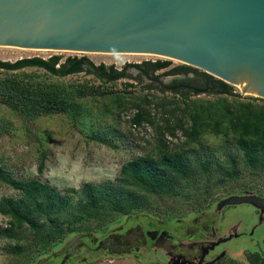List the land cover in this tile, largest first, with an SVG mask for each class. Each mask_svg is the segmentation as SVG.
Segmentation results:
<instances>
[{
    "label": "rangeland",
    "instance_id": "1",
    "mask_svg": "<svg viewBox=\"0 0 264 264\" xmlns=\"http://www.w3.org/2000/svg\"><path fill=\"white\" fill-rule=\"evenodd\" d=\"M52 55H59L61 61L66 56L84 55L94 64H112L118 69L124 63L168 61L165 68L153 74L182 64L150 54H83L0 46L3 61ZM191 68L194 70L186 68L180 74L161 75V84L135 68L127 70L129 77L105 84L84 72L57 77L34 66L15 72L0 69V77L17 73L67 86L98 85L111 90L105 95L73 97L68 109L51 113H23L0 101L1 172L11 178H35L54 186L70 196V205L61 217H80L73 223L74 229L60 235L54 227L34 231L24 224L11 225L10 236L0 232V264H37L59 250L71 236L98 234L121 224L130 214H146L170 222L201 211L217 213L214 240L238 234L221 245L225 255L218 264H264V213L260 219V212L255 214L251 204L226 205L219 212L216 209V204L229 195L264 197V168L246 164L236 143L240 121L248 113L264 109V98L242 94L235 86H231V95L191 91L181 95L164 89L163 84L172 79L203 85L207 74ZM136 112L141 114L139 123L132 121ZM164 153L180 155L187 171L185 176L171 175L173 180L163 192L147 191L121 172L122 165L133 157ZM103 182L132 193L137 207L125 214L101 209L79 215L76 202L81 186ZM19 195L0 180V200ZM9 223L10 218L0 213V230Z\"/></svg>",
    "mask_w": 264,
    "mask_h": 264
},
{
    "label": "water",
    "instance_id": "2",
    "mask_svg": "<svg viewBox=\"0 0 264 264\" xmlns=\"http://www.w3.org/2000/svg\"><path fill=\"white\" fill-rule=\"evenodd\" d=\"M0 45L175 59L264 98V0H0ZM241 203L264 197L216 209Z\"/></svg>",
    "mask_w": 264,
    "mask_h": 264
},
{
    "label": "trees",
    "instance_id": "3",
    "mask_svg": "<svg viewBox=\"0 0 264 264\" xmlns=\"http://www.w3.org/2000/svg\"><path fill=\"white\" fill-rule=\"evenodd\" d=\"M168 65L167 60H145L140 63H124L118 69L112 64H94L84 55L66 56L62 61L59 55L48 58L37 56L17 59L13 62L0 60V69L15 72L25 67H38L45 72L64 77L84 72L93 75L102 84L129 77L127 70L135 68L151 81L161 84V75L183 73L188 65L174 66L161 74H153ZM28 76L29 78H25ZM165 90L185 95L203 92L232 94V87L212 76H206L203 85L191 84L187 80L172 79L163 84ZM111 93L108 87L90 85L67 86L64 83L35 80L30 75L12 73L0 77V101L23 113H51L68 109L73 97L82 98L87 95H105ZM264 100V99H262ZM141 114L136 112L132 118L139 123ZM237 146L242 151L243 161L252 167L264 168V109L253 114L248 113L240 121V132ZM187 166L178 154L164 153L157 157L136 156L122 165L121 172L130 181L150 192H163L173 179L171 175L185 176ZM0 180L19 192V197H4L0 200V213L10 218V223L0 230L5 236L11 235V225H25L34 231L44 228H55L57 234L74 229L73 223L80 219H65L61 215L70 205V196L61 193L54 186L38 179H15L0 170ZM137 207V200L132 193L103 182L100 184L84 183L80 197L76 202L77 213H98L101 209L108 212L129 213ZM261 261L264 263L263 257Z\"/></svg>",
    "mask_w": 264,
    "mask_h": 264
},
{
    "label": "flooded vegetation",
    "instance_id": "4",
    "mask_svg": "<svg viewBox=\"0 0 264 264\" xmlns=\"http://www.w3.org/2000/svg\"><path fill=\"white\" fill-rule=\"evenodd\" d=\"M250 206L255 214L264 213V208ZM216 218L217 213L209 211L170 222L146 214H130L121 224L98 234L71 236L59 250L37 264H218L225 255L221 245L238 234L214 240ZM252 231L253 228L248 234Z\"/></svg>",
    "mask_w": 264,
    "mask_h": 264
},
{
    "label": "bare ground",
    "instance_id": "5",
    "mask_svg": "<svg viewBox=\"0 0 264 264\" xmlns=\"http://www.w3.org/2000/svg\"><path fill=\"white\" fill-rule=\"evenodd\" d=\"M0 46H4V45H0ZM16 48H20V47H16ZM21 49H31V48H21ZM31 50H47V49H31ZM87 54H142V53H87ZM147 55V54H146Z\"/></svg>",
    "mask_w": 264,
    "mask_h": 264
}]
</instances>
